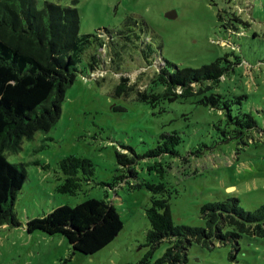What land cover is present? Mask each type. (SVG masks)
<instances>
[{
    "label": "rangeland",
    "instance_id": "1",
    "mask_svg": "<svg viewBox=\"0 0 264 264\" xmlns=\"http://www.w3.org/2000/svg\"><path fill=\"white\" fill-rule=\"evenodd\" d=\"M45 1L71 5L70 0H38V6ZM77 6L81 35L103 28L127 34L131 29L153 44L160 60L146 62L123 37L111 43L119 52L112 63L101 51L106 70L92 72L88 66L93 47L79 55L80 72L67 90L60 120L49 132L24 140L18 153H8L11 162L25 165L28 179L15 202L22 225L0 227V264H154L171 243L164 240L153 250L146 245L151 192L132 186L145 180L167 184L170 192L165 195L179 225L205 226L201 209L209 202L236 198L248 211L262 205L264 0H80ZM171 11L176 16L167 17ZM224 56L234 63L233 69L215 88L248 95L244 108L255 117L257 128L245 139L224 140L213 126L217 115L207 107L168 100L152 107L135 96L115 93L121 77L129 78L128 85L146 89L162 60L172 68H197ZM239 59L241 63H235ZM174 130L182 137L178 155L146 156L163 140L161 134ZM117 150L134 158L138 177L114 187L117 175L130 176L118 164ZM71 154L90 158L95 172L78 193H60L59 163ZM92 197L108 199L124 222L117 237L98 252L75 250L61 233L27 231L30 218ZM216 244L210 249L194 243L185 264H264V237L243 235Z\"/></svg>",
    "mask_w": 264,
    "mask_h": 264
},
{
    "label": "trees",
    "instance_id": "2",
    "mask_svg": "<svg viewBox=\"0 0 264 264\" xmlns=\"http://www.w3.org/2000/svg\"><path fill=\"white\" fill-rule=\"evenodd\" d=\"M70 2L71 5L64 6L45 1L39 7L38 0H0V227L22 225L15 202L28 179L25 165L11 162L8 153H18L24 140H32L38 132H49L60 120L67 90L80 72L79 55L93 47L88 66L92 72L106 70L101 51L109 54L112 63L114 54L119 55V52L114 51L111 43L123 37V43L141 51L146 62L158 59L153 44L141 40L131 29L127 34L103 28L81 35L77 6L80 0ZM239 62L240 59L235 63ZM233 65L228 56L197 68H172L171 62L162 60L146 89L128 85L129 78L121 77L115 93L135 96L152 107L166 100L190 101L207 107L217 115L213 126L222 133L224 140L245 139L257 128L255 117L244 108L248 95L221 93L215 88ZM161 138L163 140L146 156L178 155L177 146L182 142L180 132L163 133ZM122 149L135 153L129 146L122 145ZM116 156L118 164L126 168L130 176L117 175L114 187L129 177H138L132 156L120 150ZM59 171L62 183L57 190L76 194L84 183L92 180L95 167L90 158L71 154L60 160ZM132 186L146 187L151 192V205L146 209L151 224L146 245L153 250L164 240L171 243L154 264L165 261L185 264L188 249L194 243L211 249L216 243L237 241L243 235L264 237V203L248 211L236 198L209 202L201 209L205 226L179 225L174 222L170 200L165 195L170 192L165 182L145 180ZM123 227L116 207L108 199L95 197L75 206L61 205L26 223L30 233L41 230L51 235L63 234L73 248L83 254H94L107 246Z\"/></svg>",
    "mask_w": 264,
    "mask_h": 264
},
{
    "label": "water",
    "instance_id": "3",
    "mask_svg": "<svg viewBox=\"0 0 264 264\" xmlns=\"http://www.w3.org/2000/svg\"><path fill=\"white\" fill-rule=\"evenodd\" d=\"M166 16L172 18L176 16V13L171 11V12H168Z\"/></svg>",
    "mask_w": 264,
    "mask_h": 264
}]
</instances>
